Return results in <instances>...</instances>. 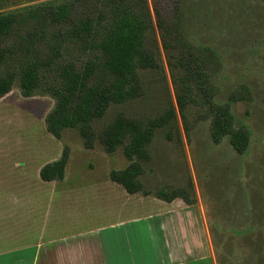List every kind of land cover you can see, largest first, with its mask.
I'll return each instance as SVG.
<instances>
[{
    "label": "trees",
    "instance_id": "trees-1",
    "mask_svg": "<svg viewBox=\"0 0 264 264\" xmlns=\"http://www.w3.org/2000/svg\"><path fill=\"white\" fill-rule=\"evenodd\" d=\"M256 2L257 13L253 15L264 24V1ZM154 11L162 47L168 54L179 113L185 117L190 107L202 108L204 119L210 121L212 143L219 146L227 139L236 155H246L252 132L236 126L231 106L257 100L264 106V79L246 74L252 66L243 60L242 74L230 85L226 102H218V77L224 70L220 52L194 44L186 16L178 13L166 19L157 8ZM153 30L147 0H69L0 15V68H4L0 99L12 91L16 80L24 98L34 97L43 89L55 99L46 118L47 132L61 140L66 130H78L85 149H94L99 141L109 156L123 147L130 164L123 170H112V181L129 194L153 195L142 182L146 173L142 163L152 159L149 146L157 131L168 129L167 139L175 140L176 110L167 109L147 122L120 113L99 134L94 129L112 106L144 95L139 70L163 69L156 51L148 46ZM241 47L260 53L264 42ZM254 70L255 66L250 73ZM69 159L66 146L59 161L42 168L41 179L63 181ZM248 179L241 178L231 190L233 200L242 205L238 220L225 226L211 225L217 264H264V179L254 177L251 183ZM155 196L167 203L177 199L188 206L196 203L184 189L171 193L163 189Z\"/></svg>",
    "mask_w": 264,
    "mask_h": 264
},
{
    "label": "rangeland",
    "instance_id": "rangeland-1",
    "mask_svg": "<svg viewBox=\"0 0 264 264\" xmlns=\"http://www.w3.org/2000/svg\"><path fill=\"white\" fill-rule=\"evenodd\" d=\"M67 1L69 0H0V15L23 13L33 8ZM147 1L154 22V30L148 35V46L156 51L163 69L139 70L144 95L124 105L112 106L106 117L94 124V129L99 134L120 113L147 122L163 115L167 109L176 110L177 118L173 124L175 140L167 139L168 129L157 131L149 146L152 159L142 163L146 170L142 182L145 190L153 195L163 189L169 193L184 189L192 195L196 201L194 205L188 206L181 199L177 200L178 204L185 205L187 217H194L208 224L209 251L216 255L211 225L225 226L236 222L242 206L233 200L231 190L241 178L248 177L250 183L254 177L264 179V106L261 100L254 104L237 103L231 106L236 126L247 127L252 132V145L246 155H236L227 139L219 146L214 145L210 139V121L204 119L202 108L190 107L185 117L179 113L177 91L168 66V54L162 47L156 27L154 10L157 8L166 19L173 18L178 13L186 16L194 44L215 48L220 52L219 59L224 64V70L218 77L221 81V94L217 101L222 103L226 102L230 85L237 82L242 74L243 60H247L252 67L255 66L253 74L250 73L252 67L246 74L264 79V49L260 53H254L241 47L244 43L254 46L256 42H264V24H260L262 19L253 15L257 13L256 0ZM252 54L255 55L251 56ZM3 72L4 68H0V76ZM1 104L4 105L3 108H11L13 115L17 111L15 117L20 125L29 115L37 121H43L54 108L55 99L43 89L37 91L34 97L24 98L19 81L16 80L12 91L4 97ZM61 140L65 147H71L74 151L72 171L94 170L96 165L98 170H104L102 165L109 160L111 170H123L130 164L123 155V147L111 156L104 152L99 141H96L94 149L84 150L78 130H66ZM255 189L250 186L251 191ZM202 230L204 241H207L206 226Z\"/></svg>",
    "mask_w": 264,
    "mask_h": 264
},
{
    "label": "crops",
    "instance_id": "crops-1",
    "mask_svg": "<svg viewBox=\"0 0 264 264\" xmlns=\"http://www.w3.org/2000/svg\"><path fill=\"white\" fill-rule=\"evenodd\" d=\"M3 101L0 264H217L208 224L187 217L178 199L129 194L112 181L110 160L104 170L72 171L69 147L65 179L44 182L42 168L59 161L65 148L46 130L50 112L19 125L17 111L11 114Z\"/></svg>",
    "mask_w": 264,
    "mask_h": 264
}]
</instances>
